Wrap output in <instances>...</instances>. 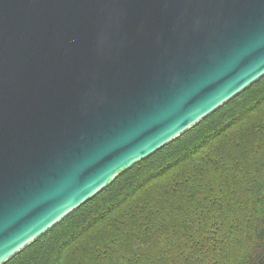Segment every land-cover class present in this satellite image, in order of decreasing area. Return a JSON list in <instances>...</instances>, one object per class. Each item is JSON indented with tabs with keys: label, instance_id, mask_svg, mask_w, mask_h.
Here are the masks:
<instances>
[{
	"label": "water",
	"instance_id": "95a60500",
	"mask_svg": "<svg viewBox=\"0 0 264 264\" xmlns=\"http://www.w3.org/2000/svg\"><path fill=\"white\" fill-rule=\"evenodd\" d=\"M264 77V0H0V264Z\"/></svg>",
	"mask_w": 264,
	"mask_h": 264
},
{
	"label": "trees",
	"instance_id": "16d2710c",
	"mask_svg": "<svg viewBox=\"0 0 264 264\" xmlns=\"http://www.w3.org/2000/svg\"><path fill=\"white\" fill-rule=\"evenodd\" d=\"M4 264H264V77Z\"/></svg>",
	"mask_w": 264,
	"mask_h": 264
}]
</instances>
